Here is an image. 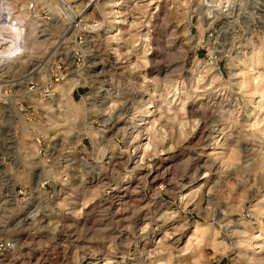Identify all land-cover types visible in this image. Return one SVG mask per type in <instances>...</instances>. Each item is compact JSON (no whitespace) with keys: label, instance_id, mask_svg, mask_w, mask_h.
<instances>
[{"label":"rangeland","instance_id":"374dc122","mask_svg":"<svg viewBox=\"0 0 264 264\" xmlns=\"http://www.w3.org/2000/svg\"><path fill=\"white\" fill-rule=\"evenodd\" d=\"M6 1L14 10L23 3ZM64 1L53 5L48 40L67 37L69 18L89 0ZM232 1L217 10L213 0H142L143 7L124 0L126 18L138 15L140 24L151 19L145 67L131 55L144 24L128 34L122 27L111 40L104 29L100 36L99 52L103 59L109 55L105 73L127 121L100 129L93 124L95 144L75 133L76 126L62 137L54 134L51 163L32 159L31 170L40 172L16 176L28 184L26 201L0 207V236L15 240L0 264H264V250L253 246L264 237V215L257 211L264 207V112H254L257 94L243 86L249 79L264 89V0ZM241 59L254 63L234 81ZM87 89L78 87L74 99ZM147 92L155 104L147 119L155 122L139 128L132 118ZM85 110L78 123L89 115ZM80 141L83 150L75 146ZM224 147L235 152L226 164L211 155L221 156ZM37 179L47 180L44 189ZM191 183L200 191L180 199ZM197 222L202 236L186 251L181 248L190 233L176 246L158 233L164 226L190 231Z\"/></svg>","mask_w":264,"mask_h":264},{"label":"built area","instance_id":"2783aa9c","mask_svg":"<svg viewBox=\"0 0 264 264\" xmlns=\"http://www.w3.org/2000/svg\"><path fill=\"white\" fill-rule=\"evenodd\" d=\"M101 1L89 0L81 6L83 9L73 12V16L69 18L72 32L67 37L58 36L48 40L46 34L55 24L52 21L53 5L66 4L64 0H54V4L47 0H23L24 3L20 4L17 10H14L8 1L0 0L1 206L22 205L26 201L28 184L24 178L18 179L16 176L24 172L28 175L33 171L39 173L38 169L31 170V160L37 158L42 166H47L51 163L49 158L54 156L53 144L56 136L51 129V134H47L48 118L44 108L40 105L36 106L33 101H53L58 96L63 82L72 76L75 79L72 94L78 87L88 88L79 94L78 101L85 105L90 104L86 108L89 115L84 118L90 120L92 127L95 124L100 129V126L116 122L121 124L126 120V110L122 104L117 100L111 106L109 103L110 95L113 97L112 93H116L117 89L111 86L109 75L106 76L105 73L108 69H104L109 55L106 54V59H103L102 52H99L100 36L102 30H105V14H107L103 13ZM123 2L124 0H114L111 7L113 13L116 10L119 18L126 19ZM135 2L133 0V4H136ZM131 18L136 19L141 26L144 24L135 34L131 44L133 59L141 61L139 57L144 55L148 58L151 52L149 23L151 19L148 21L146 18L140 24L141 19L138 20L135 16ZM29 22L32 25L30 33L27 31ZM123 25L119 22L113 32L120 30ZM115 35L117 36V32ZM86 70L89 74L84 76ZM86 79L88 84H85ZM102 100L105 103L101 102ZM150 107L152 111L153 106ZM94 136L97 140V136L95 134ZM30 145L33 148L32 154H30ZM46 183V179L40 181L37 179L39 188L44 189ZM14 207L9 209L13 210ZM14 243L12 237L0 236V259L5 253L15 249Z\"/></svg>","mask_w":264,"mask_h":264},{"label":"bare ground","instance_id":"6f19581e","mask_svg":"<svg viewBox=\"0 0 264 264\" xmlns=\"http://www.w3.org/2000/svg\"><path fill=\"white\" fill-rule=\"evenodd\" d=\"M136 2V4H138V6H140V7H143V5L141 4V1L142 0H135ZM230 1H232V0H213V2H214V5H216V7H218L217 8V10H225L226 8H228V6L227 5H229V2ZM233 2V1H232ZM24 3V2H23ZM112 4H114V0H104V1H102L101 2V5H103L102 6V9H103V13L105 12V13H109L110 12V14H108L107 16H105V33H106V40H111V39H114V38H116V37H119L120 35H119V31L121 30H117L116 32H117V36L115 35V33L116 32H111L112 30H115L116 28H117V26L116 25H118V23L119 22H122L124 25H123V31H125V33H129V29H133V27L137 24V20L136 19H134V18H131V19H123V17H118V15L116 14V10H114V13H113V11H112ZM127 5V4H126ZM82 6V5H81ZM153 8V7H152ZM106 9V10H105ZM147 12V11H146ZM150 13V12H149ZM135 18H138V15H136L135 16ZM132 22V23H131ZM189 22V21H188ZM5 26H6V24H4ZM28 28H29V30H28ZM128 30V31H127ZM27 31L30 33V32H32V25H31V23L29 22L28 24H27ZM137 33V32H136ZM126 36V35H125ZM128 36V35H127ZM122 37H123V34H122ZM121 37V38H122ZM125 39V38H124ZM129 39V38H128ZM128 42V41H127ZM113 45V44H112ZM111 45V46H112ZM113 47V46H112ZM38 49V48H37ZM140 58V60H141V63L140 64H142L144 67H145V64L147 65V58L144 56V55H142L141 57H139ZM245 60V59H244ZM243 59H241V60H239L238 61V72L235 70V73L233 74L234 75V78H232L234 81L235 80H239L241 77H242V74L239 72V71H241V70H243V69H245L246 67H248L249 65H251V64H253L254 62H252V61H248V62H246V61H244ZM142 68V69H144V71H145V68ZM144 74L145 73H143V78L145 77L144 76ZM200 76V75H199ZM146 79V78H145ZM232 80V82H233V84L235 83L234 81ZM148 81V80H147ZM253 81V80H252ZM252 81L251 80H249L248 79V81H246V82H243V86L246 88V90L245 91H251V93H252V95H256L257 94V97H258V99L256 100V102L252 105V109L254 110V112H256L257 114L260 112V111H263L264 112V89H263V86L261 87H257L256 85L255 86H252L253 85V83H252ZM240 84V82H237L236 81V83L235 84ZM260 83V82H259ZM232 84V85H233ZM75 86V79L72 77V76H70V77H68L64 82H63V84L61 85V87H60V90H59V94H58V96L56 97V98H54L53 99V101H44V102H36V101H33V103L36 105V106H38V105H40L42 108H44V111H45V114H46V116H47V118H48V127L49 128H51V132L53 133V134H57V135H60L61 137H62V134L63 133H66V132H69V131H71L72 129H74L75 128V126H76V130H75V133H80V131H81V134H84V135H86V136H88L89 138H90V140H91V142L93 143V144H95L96 143V140H95V136H94V134H95V129L91 126V124H90V120H86V118H84L85 116H86V112H85V116H83V120H82V122L80 123H78L77 122V119L79 118V117H81V115L83 114V111H84V109H86V107H85V104L84 103H82V102H80V101H76L75 99H74V97L72 96V93H71V91H72V89H73V87ZM147 95L149 94L148 92L146 93ZM154 98H153V96L152 95H148V97L146 96V98H145V101H144V103L142 104V106L140 107V109L139 110H137V114H136V112L134 113V115H133V118H132V122H134L135 123V125L137 126V127H141V126H143V127H145V126H147V125H152L155 121V119L154 118H150L151 120H149V119H147V118H149V117H153V113H152V111H153V109H152V111H151V107L150 106H153V107H155L154 105V100H153ZM115 98H113L111 95H110V97H109V103H110V106L111 105H113L114 103H115ZM183 100H181L180 102H182ZM184 102V101H183ZM141 104V103H140ZM139 104V105H140ZM73 105H75V106H73ZM76 105H78V106H80L81 108H82V110H81V108H79L78 106H76ZM183 103H182V106H181V108L183 107ZM176 106V105H175ZM136 108V107H135ZM178 110V109H177ZM86 111V110H85ZM175 111V110H174ZM165 113V112H164ZM255 113V114H256ZM150 114H152V115H150ZM130 117V116H129ZM143 119V120H142ZM140 120H142L141 122H140ZM259 120H263V124H264V114L259 118ZM127 121V120H126ZM148 121H149V123H148ZM153 121V122H152ZM146 122V123H145ZM258 122V121H257ZM256 121L253 123V124H255V123H257ZM77 123H78V125L80 124V127H81V130L79 129V128H77ZM141 123V124H140ZM82 124V125H81ZM252 124V123H251ZM259 124V123H258ZM141 125V126H140ZM74 127V128H73ZM64 130V131H61V130ZM55 130H58V133L55 131ZM135 130V129H134ZM92 131H94V134H92ZM220 131V130H219ZM152 132V131H151ZM67 134V133H66ZM149 135V134H148ZM64 136V135H63ZM145 136V135H144ZM143 136V137H144ZM81 139V138H80ZM108 140H111V138L109 139L108 138ZM107 140V141H108ZM151 140V139H150ZM149 140V141H150ZM153 140V139H152ZM230 140V139H229ZM259 142H264V136H263V138L259 141ZM78 144V143H77ZM75 145L76 147H78L79 149H81V150H83L84 148H83V144H82V142L80 141V143L78 144V145ZM81 144V145H80ZM227 144V143H226ZM147 146V145H146ZM233 146V145H232ZM223 147V146H222ZM260 147V146H259ZM30 154H32V150H33V148H32V145H30ZM225 148V147H224ZM257 149V148H256ZM224 150H226V151H224V152H226V153H222V151H221V156L219 155V153H220V151L219 152H212L211 153V155L213 156V155H216V154H218V158L221 160V162L222 163H224V164H226V160H228L229 158H233V157H235L234 156V154H235V152L234 153H230L229 152V149H228V147L227 148H225ZM230 150H234V149H231L230 148ZM211 152V151H210ZM210 155V156H211ZM261 155H262V157H264V149L261 151ZM214 158V157H213ZM212 158V159H213ZM216 158H217V156H216ZM231 160V159H230ZM235 160V159H234ZM211 162V161H210ZM213 162V161H212ZM220 162V161H219ZM221 162H220V164H221ZM228 163V162H227ZM223 164V165H224ZM225 167V166H224ZM201 168V167H200ZM209 168V167H208ZM208 170V169H207ZM153 173H156V171H153ZM158 173V172H157ZM201 177V176H200ZM203 177V176H202ZM157 178V177H156ZM201 179V178H200ZM59 184H61V183H59ZM155 184V183H154ZM193 184H195V183H193ZM193 184L191 183L189 186H188V188L185 190V188L187 187L186 185V187H182V189H181V191H180V193H179V195H180V199H191V197H193L195 194H196V191L197 190H199V189H197L196 188V186H193ZM197 185H198V183H196ZM200 185V184H199ZM198 185V186H199ZM201 185H203L202 183H201ZM127 187V186H126ZM199 187H201V186H199ZM122 189V188H121ZM118 190V189H117ZM122 190H124V189H122ZM200 191V190H199ZM198 192V191H197ZM123 194V193H122ZM203 194V193H202ZM204 196V195H203ZM195 197V196H194ZM179 198V197H178ZM198 200V199H197ZM263 200V199H262ZM188 201H190V200H188ZM185 202H186V200L184 201V204H185ZM0 203H1V201H0ZM182 203V202H181ZM187 204V203H186ZM258 204V203H257ZM255 205H256V203H255ZM259 206V205H258ZM264 206V205H263ZM0 207H1V205H0ZM257 207V206H256ZM257 209H258V207H257ZM256 209V210H257ZM10 210V209H9ZM258 212H260V215L262 216V215H264V207H261L260 206V209L259 210H257ZM255 212V211H254ZM257 212V213H258ZM255 216V215H254ZM33 218V217H32ZM256 219V218H255ZM1 220V219H0ZM27 220H29V217L27 218ZM259 220V219H258ZM181 225V224H180ZM159 227H161V226H159ZM244 227V226H243ZM168 229H170L171 230V232L168 230ZM169 232H168V231ZM205 230V229H204ZM201 231H202V228L199 226V223L197 222V223H195L194 224V226H193V230H190L189 231V228H185L184 226L183 227H180V228H178V227H166V226H164L163 228H162V230L159 232L158 231V233H160V235H162L161 237H164V238H166V237H168V239H170V242L173 244V245H178L179 244V242H180V240H182V238H183V236L185 235V234H189L190 233V236H187V237H189L188 239H186L187 240V242H185L186 244H185V246L184 247H182L181 249H183V251H184V249H185V251H186V249L188 248V247H190V245L193 243L192 241H194V240H196V239H200V237L202 236V234H201ZM237 232V231H236ZM240 232V231H239ZM217 236V235H216ZM257 236V235H256ZM258 237V236H257ZM256 237V238H257ZM159 238V237H158ZM251 238H253V236L251 237ZM253 239H255V237L253 238ZM258 239V238H257ZM262 239V238H261ZM158 240V239H157ZM163 240V239H162ZM160 241V240H159ZM157 242V241H156ZM254 242V241H253ZM264 243V237H263V239L262 240H260V243L259 242H255V243H253V246L254 247H257L259 250H264V244H262V243ZM210 243L211 244H216V242H215V238H213L211 241H210ZM219 243V242H218ZM14 246H15V243H14ZM154 248V247H153ZM97 254H94V256L93 257H91L92 259H97ZM88 258V257H87ZM196 258V257H195ZM259 258H260V256H259ZM258 258V259H259ZM252 259H253V257H252ZM261 259V258H260ZM86 260V259H85ZM110 260V259H109ZM255 260V259H254ZM159 262V261H158ZM179 263H180V261H179ZM183 263H184V261H183Z\"/></svg>","mask_w":264,"mask_h":264}]
</instances>
